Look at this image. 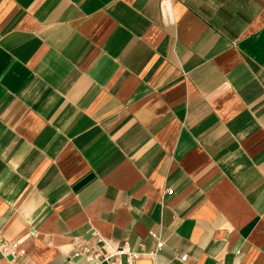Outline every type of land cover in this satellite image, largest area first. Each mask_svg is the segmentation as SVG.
<instances>
[{
  "label": "crops",
  "instance_id": "obj_1",
  "mask_svg": "<svg viewBox=\"0 0 264 264\" xmlns=\"http://www.w3.org/2000/svg\"><path fill=\"white\" fill-rule=\"evenodd\" d=\"M0 238L264 264V0H0Z\"/></svg>",
  "mask_w": 264,
  "mask_h": 264
},
{
  "label": "built area",
  "instance_id": "obj_2",
  "mask_svg": "<svg viewBox=\"0 0 264 264\" xmlns=\"http://www.w3.org/2000/svg\"><path fill=\"white\" fill-rule=\"evenodd\" d=\"M167 193L171 194L172 191L167 190ZM151 235L157 239V245H156L157 249L161 248L163 246V242L161 241L159 235L154 232H151ZM0 243L13 256H16L17 254H20L23 252V250L18 248V244L16 241L7 242L5 240H2V238H0ZM88 251H89V248L76 249L74 251V254L69 258L68 264H81V263L76 262L74 260V257L78 255H83V254L87 256L86 264H100L103 261L107 262L108 264H123L122 261L118 258L122 255L126 256V264H134L135 260L140 255L139 253L129 251L128 249H124V248L113 249L107 245L101 246L98 253L96 252L95 254H88ZM185 257L186 255H182L181 259L183 260L185 259Z\"/></svg>",
  "mask_w": 264,
  "mask_h": 264
}]
</instances>
